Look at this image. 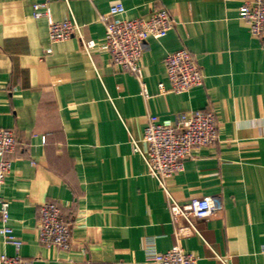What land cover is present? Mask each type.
<instances>
[{"label":"crops","instance_id":"crops-1","mask_svg":"<svg viewBox=\"0 0 264 264\" xmlns=\"http://www.w3.org/2000/svg\"><path fill=\"white\" fill-rule=\"evenodd\" d=\"M251 1L0 0V129L17 139L2 193L22 257L34 264H146V246L167 252L180 244L199 264H264V42L240 19ZM45 2L55 22L75 20L81 35L51 42L48 20L33 18L34 5ZM115 4L129 19L163 7L175 22L165 38L146 45V94L108 52L84 50L83 40L103 43L100 16ZM181 48L200 67L203 84L161 93L165 58ZM195 110L216 114L218 141L195 150L166 186L182 205L221 198L223 210L195 220L197 232L174 220L132 141L152 118ZM47 203L71 227L68 251L40 242L39 211ZM3 253L14 249L0 236Z\"/></svg>","mask_w":264,"mask_h":264},{"label":"built area","instance_id":"built-area-1","mask_svg":"<svg viewBox=\"0 0 264 264\" xmlns=\"http://www.w3.org/2000/svg\"><path fill=\"white\" fill-rule=\"evenodd\" d=\"M125 14L126 8L123 4L111 6L107 15L100 16L105 26L103 43L99 46L95 41L83 40V47L89 56L91 51L98 47L108 52L112 65L137 76L143 93L146 94L142 65L146 45L150 40L165 38L174 29L175 22L169 11L163 7L155 9L148 17L129 19ZM33 18L48 20L49 36L53 43L69 40L75 33L81 35V27L75 20L57 23L52 19L49 2L35 4ZM240 19L248 26L252 37L264 42V0L246 2L240 10ZM165 66L168 86L160 83L161 93L185 94L203 84L202 71L186 48L168 53ZM218 138L216 114L212 111L195 110L190 115L181 113L173 118H152L144 130L142 139L132 140L135 152L142 156L149 174L165 192L174 220H184L194 232H197L194 227L195 220L210 219L223 210L221 198H193L189 203L182 205L170 195L166 180L185 169L186 162L195 150L214 145ZM16 142L14 130L0 129V236L6 245L14 249L13 255H0V264H34V259L21 256L22 242L16 238L13 228L9 225L11 201L2 193L12 169V162L7 155L15 149ZM141 142L147 145L145 151L140 146ZM70 228L56 204L47 203L41 206L38 229L43 245L68 251L72 247ZM146 252V264H199V258L186 251L180 244H176L167 252H158L155 247L149 245L146 246Z\"/></svg>","mask_w":264,"mask_h":264}]
</instances>
